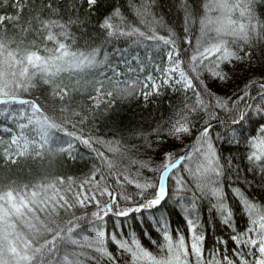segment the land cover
<instances>
[{"label": "snow or ice", "instance_id": "obj_1", "mask_svg": "<svg viewBox=\"0 0 264 264\" xmlns=\"http://www.w3.org/2000/svg\"><path fill=\"white\" fill-rule=\"evenodd\" d=\"M86 2L91 12L97 0ZM261 3L264 4V0ZM3 6H8V0H3ZM12 6L18 11L23 8L19 0ZM153 6L143 0L140 4L128 0L127 5L132 14L148 26L151 34L131 24L126 29H115L111 22L113 17L119 18L121 23L125 21L121 8L115 6L99 25L106 31L104 41L88 53L72 51L57 39L52 28H59L61 37L69 36L63 22L46 20L41 23L43 30L47 31L45 40L55 41L58 47L52 50L54 55L45 57L32 52L26 59L46 75H54L62 65L101 69V85L107 80L117 90L128 92L131 89L134 94L137 86L144 84L141 95L146 103L151 95H160L162 87L182 91L186 99L194 101L184 103L167 121L157 124L148 134L157 137L154 142L144 136L149 148L155 143L157 150L163 152L158 166L132 160L130 162L138 164L139 168L131 177L128 169L122 166L126 148L109 147V151L118 157L116 159L97 153L102 165L92 173L95 188L82 185L78 197L81 207L92 204L96 211L69 221L68 228L47 243L52 245L53 251L57 240L74 249L65 251L62 256L58 254L59 264H264V66L256 75L249 61L246 71L253 75L232 96L218 95L203 78L207 72L213 82H229L231 77L222 66L244 61L245 56H250V53L241 55L243 49L239 46H251L253 36L259 41L264 35L261 31L264 22L256 14V0H206L194 45L189 23L195 24L196 21H190V6L181 3L180 8L184 11L183 42L188 45L184 51L192 50L187 70L172 29H168L169 36L157 34V26L164 27V24L150 12ZM6 19H18V16L0 15V23ZM113 38L131 39L129 48L147 49L151 46L158 53L163 50L168 66L161 68L159 63H153L151 56L145 63L139 53L132 55L129 48H114L110 54L106 45ZM230 45L239 51H234ZM112 57L117 59V64L111 63ZM121 66L124 71H117ZM153 71L161 75L157 77ZM145 72L147 75L141 80L140 76ZM129 76H135V79H127ZM158 78L160 83H157ZM149 83L151 92L147 90ZM253 89L256 90L255 96L252 95ZM189 91L191 98L187 97ZM112 94L106 93L109 97ZM33 108L39 111L38 105L34 104ZM36 123L40 125L43 139L52 126L39 119ZM77 139L91 147L90 141ZM185 139L192 142L184 144ZM169 140L182 145L179 153L175 150L176 144L165 150ZM249 145L250 152L245 150ZM71 147L69 145L65 151H70ZM142 169L158 176L156 179L144 177ZM174 171L183 174L176 175L169 188L167 181ZM97 175L99 180H96ZM110 179L115 180L114 186L108 183ZM125 185H132L135 190L131 193L124 191ZM104 197L108 199L104 200ZM26 203L11 202L10 206L19 210ZM0 213H3L2 206ZM138 214L140 221L137 220ZM145 214L151 215L153 223H149ZM173 214L182 216V227H173L170 219ZM89 217L91 223L87 230L92 234L79 235L86 231L80 221ZM240 220L244 221L243 227ZM141 223L147 230L141 229ZM144 241L155 251L146 247ZM12 251L15 253L16 249L13 247ZM21 259L31 258L22 255Z\"/></svg>", "mask_w": 264, "mask_h": 264}, {"label": "trees", "instance_id": "obj_2", "mask_svg": "<svg viewBox=\"0 0 264 264\" xmlns=\"http://www.w3.org/2000/svg\"><path fill=\"white\" fill-rule=\"evenodd\" d=\"M133 2L140 4L142 0ZM143 2L154 5L149 9L150 12L164 24V27L157 26L158 35H171L169 28L176 34L180 58L185 62L187 70L192 50L184 51L188 45L183 42L184 11L180 5L186 2L192 10L190 21L192 19L196 21L195 24L189 23L194 45L199 32L198 21L203 15L202 5L206 0H143ZM14 3L16 0H8V6L4 7L3 0H0V15L18 16V19H6L0 23L2 53L0 101H3L0 102V197L4 198L0 200V206L3 207V213H0V261H3V264H54V262L59 264L57 255L62 256L65 251L74 249L57 240L53 251L52 245L47 242L61 230H66L69 221L96 211L92 204L81 207L78 197L82 185L85 188H95L92 173L102 165L97 153H103L109 159H116L118 157L109 151V147L126 148L122 166L128 169L131 177L135 176L139 168L138 164L130 162L132 160L149 162L151 167L158 166L163 152L157 150L155 143L149 148L144 136H148V140L154 142L157 137L148 134L152 133L157 124L167 121L184 103L191 104L194 101L186 99L182 91L174 92L171 88L162 87L161 94L151 95L146 103L141 95L144 84L138 85L132 94L131 89L128 92L117 90L115 85L107 80L101 85L100 69L88 67L76 69L62 65L61 70L54 75H46L41 68L27 62L26 57L32 52H38L45 57L55 54L52 50L58 45L55 41L45 40L47 31L43 30L41 25L46 20L63 22L69 36L67 38L59 36L61 31L59 28H52L53 34L70 50L84 53H88L104 41L106 31L101 30L99 25L115 6L121 8L125 17L123 23L119 18L113 17L111 22L115 29H126L131 24L146 34H151L148 26L129 10L128 0H97L91 12L86 0H19L23 5L19 11L13 8ZM256 5V14L264 22V4L261 0H256ZM236 18L239 19L238 14ZM148 19L151 20V17ZM261 31L264 33V29ZM131 44V39L113 38L106 45V50L111 54L114 48H129ZM232 47L234 51H239L237 47ZM239 47L243 49L241 55L250 53V56H245L244 61H233L232 64L222 66L231 77L229 82L218 80L213 82L207 72L203 74L212 91L220 96H232L234 92L244 87L253 75L246 71L249 61L256 70V75H259V69L264 66V35L259 41L253 36L251 46L241 44ZM151 49L153 48L150 46L146 50L149 52ZM146 50L129 48L133 54L139 53L145 63L148 61ZM10 53L12 55H9ZM160 56V52L154 53L155 58L152 61L164 68L166 64ZM111 63L115 65L118 61L112 57ZM118 69L124 71L122 66ZM152 74L157 77L161 75L155 71ZM146 75L147 72L141 75L140 79L143 80ZM127 79H135V76H129ZM157 83H160L159 78ZM147 90L153 91L150 83ZM108 92L113 94L109 97L106 95ZM252 95H256L255 89ZM187 97H192L190 91ZM18 100H22V105L25 106L33 107L34 104L39 106V114L52 126V138H40L26 143L14 139L19 127L13 121L6 120L4 111L16 109ZM64 138H68L69 141L62 143L61 140ZM77 138L90 141L91 147H86ZM191 142V139L184 140V144ZM173 144L177 145L175 150L179 153L182 145L177 141L169 140L165 150ZM69 145L72 146L70 151H65ZM245 150L250 152L251 146ZM140 171L144 177L156 179L158 176V174L154 176L148 169ZM178 174L183 173L182 171L170 173L167 181L169 188L173 186V179ZM96 180H99V175L96 176ZM108 183L114 186L115 180L110 179ZM134 190V186L125 185L124 191L131 193ZM33 192L36 193L35 196ZM21 201L27 203L19 210H14L10 206L11 202L20 204ZM177 211L179 212V209ZM145 215L149 223H153L151 215ZM170 219L173 227H182V216L173 214ZM137 220H141L139 214ZM80 223L86 231L79 235H91L92 233L87 230L91 218ZM239 224L243 227L244 221L240 220ZM140 227L147 230L143 223ZM144 244L155 251L147 241H144ZM13 247L16 249L15 254L12 251ZM22 255L31 259L22 260Z\"/></svg>", "mask_w": 264, "mask_h": 264}, {"label": "rangeland", "instance_id": "obj_3", "mask_svg": "<svg viewBox=\"0 0 264 264\" xmlns=\"http://www.w3.org/2000/svg\"><path fill=\"white\" fill-rule=\"evenodd\" d=\"M140 49L146 50L145 48H140ZM156 52L157 51L154 48L151 49L149 52L147 51V55H146L147 59H148L149 56H151V58L153 60V58H155L154 57V53L156 54ZM130 53L132 55H136L137 54V53L133 54V52H131V51H130ZM160 53H161L160 57L164 60L163 63L166 64L165 67H167L168 66L167 65V58L164 55V51L163 52L160 51ZM99 71H101V69ZM117 71H121V70L117 69ZM22 104H23L22 100H18L16 109H13L11 111L5 110L4 113H5L6 120L13 121L19 127V132H16L15 135H14V139L15 140L23 141V143H26V142H29V141H36L37 139L41 138L40 125H38L36 123V120L39 119L41 121H46V122H47V120L44 119L39 114V111H35L33 107L25 106V105H22ZM51 130H52V127H49L47 129V135L43 139L52 138L53 133H52ZM56 139L59 140V138H56ZM65 141L68 142L69 139L68 138H64V139L61 140L62 143H64ZM15 253H13V254H15ZM18 259H20V257Z\"/></svg>", "mask_w": 264, "mask_h": 264}]
</instances>
